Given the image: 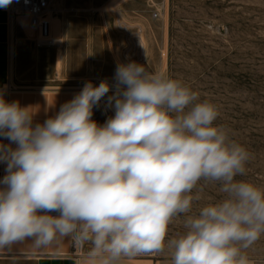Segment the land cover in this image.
Instances as JSON below:
<instances>
[{"label": "clouds", "instance_id": "1", "mask_svg": "<svg viewBox=\"0 0 264 264\" xmlns=\"http://www.w3.org/2000/svg\"><path fill=\"white\" fill-rule=\"evenodd\" d=\"M11 3L0 0V7ZM115 79L107 100L115 114L103 125L92 116L110 91L107 81L86 82L54 118L35 126L29 107L0 96V137L10 141L0 143L7 172L0 250L69 238L77 251L91 245L88 264H120L166 246L171 264H251L242 250L264 234V188L236 179L251 154L214 124L217 107L135 62L118 64ZM202 180L218 183L223 198L190 214ZM182 214L186 231L166 241Z\"/></svg>", "mask_w": 264, "mask_h": 264}, {"label": "rangeland", "instance_id": "2", "mask_svg": "<svg viewBox=\"0 0 264 264\" xmlns=\"http://www.w3.org/2000/svg\"><path fill=\"white\" fill-rule=\"evenodd\" d=\"M52 9L62 22L58 43L36 45V30L27 40L39 51L42 78L78 87L107 81L109 93L93 108L98 125L115 114L107 100L118 64L135 62L178 79L217 107L214 124L251 154L236 179L264 188V0H52ZM219 187L200 181L190 214L222 199ZM184 219H173L166 241L186 231ZM242 252L251 264L264 261V234ZM171 255L166 246L154 257L123 260L159 264Z\"/></svg>", "mask_w": 264, "mask_h": 264}, {"label": "crops", "instance_id": "3", "mask_svg": "<svg viewBox=\"0 0 264 264\" xmlns=\"http://www.w3.org/2000/svg\"><path fill=\"white\" fill-rule=\"evenodd\" d=\"M50 19L51 37H59L62 22L53 17ZM25 25L24 20H9L0 7V96L8 103L18 102L21 107H29L34 113L35 126L37 123L43 124L48 118H54L61 106L78 95L83 86L53 83L40 76V65L36 57L39 51L28 42L33 37L27 36ZM0 143L8 145L10 141L0 137ZM11 147L14 149L17 145L11 144ZM5 175L6 164L0 163V180ZM49 214L59 215L57 212ZM31 243L32 240L28 239L10 249L0 250V264H88V260L75 261L65 256L70 249L69 238L60 244L41 249L32 248ZM120 264L146 263L122 260ZM159 264H171V261H161Z\"/></svg>", "mask_w": 264, "mask_h": 264}, {"label": "built area", "instance_id": "4", "mask_svg": "<svg viewBox=\"0 0 264 264\" xmlns=\"http://www.w3.org/2000/svg\"><path fill=\"white\" fill-rule=\"evenodd\" d=\"M9 20H24L25 23L37 31L38 38L36 45L45 46L51 43L50 39V16L53 12L52 0H12L7 7H1ZM91 248L86 244L83 249L77 251L70 241V249L65 256L79 261L88 256ZM154 255H144L135 258L154 257ZM128 259V258H125ZM133 259V258H130ZM252 264H264V261H253Z\"/></svg>", "mask_w": 264, "mask_h": 264}, {"label": "bare ground", "instance_id": "5", "mask_svg": "<svg viewBox=\"0 0 264 264\" xmlns=\"http://www.w3.org/2000/svg\"><path fill=\"white\" fill-rule=\"evenodd\" d=\"M51 17H53V19L54 20H57V18H58V15H51ZM32 30H34L33 28H31L30 26L27 28L26 27V34H27V36H29V37H33V31ZM61 39H63V38H61ZM51 42H55V43H58V39H57V37H51Z\"/></svg>", "mask_w": 264, "mask_h": 264}]
</instances>
